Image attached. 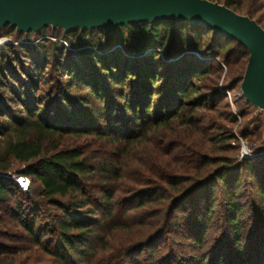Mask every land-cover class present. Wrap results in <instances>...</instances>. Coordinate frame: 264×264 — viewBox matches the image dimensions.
I'll use <instances>...</instances> for the list:
<instances>
[{"label":"trees","instance_id":"trees-1","mask_svg":"<svg viewBox=\"0 0 264 264\" xmlns=\"http://www.w3.org/2000/svg\"><path fill=\"white\" fill-rule=\"evenodd\" d=\"M210 1L250 16L264 28V0ZM50 28L36 33L17 32L10 25L0 28V36L16 39L0 45V202L18 191H30L10 177L15 164L23 165L16 173L37 180L40 196L61 211L52 223L60 241L48 252L56 264H74L72 258L82 263L84 257L98 255L106 245L100 229L108 227L111 235L113 229H128L137 213L138 223L152 235L146 241L137 239L135 245L149 247L176 232L183 204L207 188L211 198L205 214L213 213L216 183L223 189L221 207L226 212L216 252L229 237L236 264L255 259L264 264V157L260 163L239 160L234 127L248 112L242 107L231 110L222 98L241 85L249 61L235 47L244 48L250 57L248 50L231 37L187 22L69 33L55 28L61 33L47 36ZM33 35H39L38 40ZM220 57L231 81L223 89ZM53 65L60 73L50 76L48 85L44 76ZM242 100L255 107L244 96ZM260 126L245 129L243 137H259ZM87 139L106 146L100 157L80 146ZM247 184L251 196L245 198L239 191ZM16 212L21 214V208ZM253 215L254 224L242 222ZM24 218L18 217L20 225L43 246ZM207 226H201L202 232ZM255 236L257 246L249 257L244 242ZM92 238L95 246L89 243ZM195 243L201 245L197 239ZM129 250H122L114 264H137L135 250ZM4 253L0 251V264H9L13 258ZM208 256L203 255V263Z\"/></svg>","mask_w":264,"mask_h":264},{"label":"rangeland","instance_id":"rangeland-1","mask_svg":"<svg viewBox=\"0 0 264 264\" xmlns=\"http://www.w3.org/2000/svg\"><path fill=\"white\" fill-rule=\"evenodd\" d=\"M59 30L50 28L45 34H47V36H54L56 33H61ZM38 37L39 35H33L31 38L33 40H38ZM15 40L14 35H1L0 45L11 44ZM230 43L231 41L229 40L223 41V44ZM64 44L67 49H70L68 43L64 42ZM14 46H16V50H19L18 44H14ZM235 48L237 49L238 55L243 59L249 58L244 48L240 46H236ZM218 60H222L221 62L223 63V72L219 82V88L223 89L229 86L231 81L229 77H226L228 66L224 63V59L221 58ZM218 60L217 62H220ZM14 65L16 69H20L18 63ZM216 65L217 63H214V66ZM29 66L30 65H28L27 68L31 67ZM46 71L47 74L44 76L46 81L49 80L50 76L51 78H57L60 73V70L54 65L52 67L48 66ZM66 77L67 76H64L63 78L66 79ZM47 84H50V80ZM47 84H44L45 87L48 86ZM226 95L227 97L222 98L223 100H228L231 110L237 111L242 107L248 112V115L234 127V133L238 138L237 146H240L238 158L240 161L246 158L253 162L257 160L260 163V157H264V111L257 107H248L244 104L240 84H237L232 91L226 92ZM10 106H12V104H10ZM255 119H259L260 123H255ZM259 125H261L260 128L256 130L257 134H261L259 137H243L242 132L245 129L251 128L255 130V127ZM89 140L90 139L81 140L80 146L88 148L86 152H89V155L100 157L106 149V146H99V144L93 145ZM14 168L10 177L17 182L18 177L21 175L16 172L20 171L24 166L15 164ZM245 177L247 178V176ZM28 178L30 179V191L27 194H20L17 190L18 192L13 195L9 201L0 202V251H4V254H9V258H13V260L9 259V264H56L54 256H51L48 252L49 250L54 251L57 242L60 241L59 233L52 230V223L61 211L59 208L50 205L48 200L40 196V183L37 180H32L30 177ZM214 188L215 195H213L212 198L215 202V209L208 217L207 214H205L206 200L211 198V196L207 198L211 191L207 188L201 193L194 195L183 204L177 214L179 223L174 234H165L163 237L154 240V243L149 245V247L138 249L135 245L137 244L136 240L142 238L143 241H146V239L148 240L151 237L152 232L149 231L147 227H142L138 223L141 218H139V214L137 213L136 223H131L130 228L125 229L126 231L113 229L111 235V233H109L111 231H109L108 227L102 230L100 229L99 234L102 238L104 236V244L106 243L105 246L108 250H105L104 246L103 252L99 251L98 255L84 257L82 263L76 258H72L74 264H114L116 256L118 258L121 255L120 252L124 249L125 251H128V249H130L129 251L135 250L132 258H134L133 260H135L137 264H236L235 258L237 253L229 237L226 239V245L221 247V250L219 249L220 251L216 252V244L218 240L223 237L220 236L223 235L222 230L225 228L224 219L226 217V212H223L221 207V203L225 200L223 189L220 187V184L218 185L217 183ZM92 190L95 193L97 192L95 189ZM250 190L251 186L247 184L240 188L239 192L246 196L245 198H248L251 196ZM62 201L68 204V199H62ZM200 203L203 204L198 206ZM19 207L21 208V214H17L16 212ZM251 210L250 208L247 209L246 213L250 214ZM21 215H23L25 217L24 219L37 230V234L43 246H38L31 235L20 225L18 217ZM101 217L102 213H99L97 218L99 219ZM242 222L251 225L256 222V218L254 215L251 217L244 216ZM187 223L189 225H187ZM204 224H207L208 228L205 232H202L201 226ZM209 224H211L212 227ZM251 236L254 235L251 234ZM256 238L255 236L251 238V240L249 239L244 242V251L247 256H249V253L257 246V244H255V242H258ZM196 239L200 241L201 245L195 243ZM89 243L95 246L97 240L92 238ZM68 252L69 251L66 250L67 255ZM206 252L209 256L203 263L201 258L203 255H206ZM168 255H172L170 259H167L166 256ZM69 257L73 256L69 255ZM125 258L127 259V257ZM248 264H262V261H258L257 259L253 261L249 260Z\"/></svg>","mask_w":264,"mask_h":264},{"label":"water","instance_id":"water-1","mask_svg":"<svg viewBox=\"0 0 264 264\" xmlns=\"http://www.w3.org/2000/svg\"><path fill=\"white\" fill-rule=\"evenodd\" d=\"M158 22L207 26L243 45L250 57L241 83L247 102L264 111V28L253 18L210 0H0V28L66 33Z\"/></svg>","mask_w":264,"mask_h":264},{"label":"built area","instance_id":"built-area-1","mask_svg":"<svg viewBox=\"0 0 264 264\" xmlns=\"http://www.w3.org/2000/svg\"><path fill=\"white\" fill-rule=\"evenodd\" d=\"M17 183L23 191H27L30 186V179L25 175H21L18 177Z\"/></svg>","mask_w":264,"mask_h":264}]
</instances>
